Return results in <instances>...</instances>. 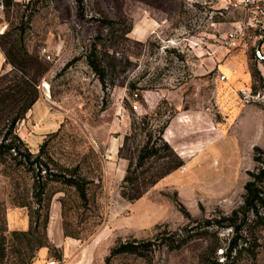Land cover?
Segmentation results:
<instances>
[{"label":"rangeland","instance_id":"374dc122","mask_svg":"<svg viewBox=\"0 0 264 264\" xmlns=\"http://www.w3.org/2000/svg\"><path fill=\"white\" fill-rule=\"evenodd\" d=\"M263 9L264 0H0V141L12 137L4 117L17 111L16 85L32 80L37 100L13 135L33 155L42 149L38 182L49 171L72 175L86 195L83 202L73 187L46 182V229L61 225L82 246L93 244L89 264H105L118 241L133 239L152 241L145 258L122 254L107 264H225L232 232L205 221L241 204L254 149L264 152ZM162 127L182 165L129 201L121 196L129 158L144 133ZM164 162L174 157L161 152L143 176ZM34 180L0 164L8 231L28 230ZM8 211L20 215L14 230ZM183 235L177 249L162 244ZM254 236L256 259L242 254L234 264H264V227ZM6 255L12 264L11 249ZM47 259L65 264L51 243Z\"/></svg>","mask_w":264,"mask_h":264},{"label":"trees","instance_id":"16d2710c","mask_svg":"<svg viewBox=\"0 0 264 264\" xmlns=\"http://www.w3.org/2000/svg\"><path fill=\"white\" fill-rule=\"evenodd\" d=\"M87 64L96 74H99L100 70L98 65L93 59H90L89 55L87 56ZM19 72L21 71L19 70ZM15 88V92L19 97L16 101L17 111L14 115L4 117L8 126L6 135H12V137L10 139L3 138L0 141V164L9 161L12 165L23 167L31 172L32 178L36 179L32 187V198L37 208L33 212V217L30 219V224L26 231H8L5 221L2 218L3 216L0 214V264H4L5 258L7 257L6 253L9 249L15 255V261L12 264H32L34 251L41 248L50 249V243L45 233L48 223V204L44 205L45 201L43 198L46 182H59L73 187L79 199L83 202L86 201V195L83 185L74 179L72 175L64 177L63 175H57L49 171L47 176L44 177V180L38 182L43 177L40 176L39 170L34 173L33 166L40 164L38 160L43 154L42 149L39 154L33 155L24 143L16 135H13L16 123L23 118L37 100L36 84L32 80L23 79ZM163 131L164 127L160 128L156 135H153L149 131L142 135L140 143L135 148V156L129 158L128 161L127 176L123 179L125 186H122L121 191L123 198L129 201L140 198L147 188L182 165L181 159L175 155L168 143L164 141L162 137ZM254 151L256 155L253 157V160L256 166L251 172H248L249 178L243 186L241 204L231 211L229 215L205 221L206 227L230 229L232 232L231 238L228 239L227 245L221 253L224 256L225 264H234L242 254L247 255L252 260H255L257 256L251 241L254 242L255 240L254 231L257 228L264 227V152L259 149H254ZM161 152L172 155L174 162H164L156 175L148 174V177L143 176L149 171L145 166L150 160L159 157ZM132 167L133 171L130 172ZM138 170H140L139 174L142 176L141 183L136 182L137 176L133 177ZM126 184L128 185L126 186ZM42 207L43 214L41 213ZM63 234L65 237L74 238L65 229ZM186 236L183 235L182 239L167 237L163 239L162 244L168 250H174L179 248L187 237H190ZM152 246L153 243L150 240L137 241L133 239L129 241H118L110 249L105 264L112 257L122 254L145 258L148 252L151 251ZM217 248H220V246L215 247V249Z\"/></svg>","mask_w":264,"mask_h":264},{"label":"crops","instance_id":"0c3cea01","mask_svg":"<svg viewBox=\"0 0 264 264\" xmlns=\"http://www.w3.org/2000/svg\"><path fill=\"white\" fill-rule=\"evenodd\" d=\"M264 48V45H263ZM16 212V213H15ZM53 211L52 216H55ZM51 216V219H52ZM20 220L18 211H8L6 213V221L9 230H14L12 224L14 219ZM24 224V220H22ZM46 234L49 242L57 249L61 251V256L65 264H89L94 254V245L87 244L82 246L79 241L74 238L65 237L61 225H50L46 229ZM48 250L47 248H41L37 257L33 260L32 264H45L47 259Z\"/></svg>","mask_w":264,"mask_h":264},{"label":"built area","instance_id":"2783aa9c","mask_svg":"<svg viewBox=\"0 0 264 264\" xmlns=\"http://www.w3.org/2000/svg\"><path fill=\"white\" fill-rule=\"evenodd\" d=\"M257 17H262V18H264V9L263 10H261L260 12H259V15L257 16ZM258 21V20H257ZM231 36V40H230V44L232 45V46H236V42H235V38L234 37H232V35H230ZM224 77H221V79H223ZM45 264H55V262H53V261H47V262H45Z\"/></svg>","mask_w":264,"mask_h":264},{"label":"water","instance_id":"95a60500","mask_svg":"<svg viewBox=\"0 0 264 264\" xmlns=\"http://www.w3.org/2000/svg\"><path fill=\"white\" fill-rule=\"evenodd\" d=\"M260 45H261V43L259 44V46H258V56L261 58V59H263V56L261 55V52H260Z\"/></svg>","mask_w":264,"mask_h":264}]
</instances>
